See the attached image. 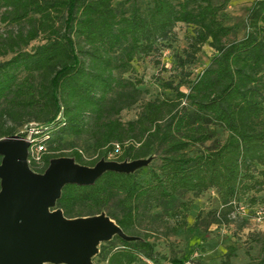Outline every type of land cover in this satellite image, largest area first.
Listing matches in <instances>:
<instances>
[{
	"label": "trees",
	"instance_id": "obj_1",
	"mask_svg": "<svg viewBox=\"0 0 264 264\" xmlns=\"http://www.w3.org/2000/svg\"><path fill=\"white\" fill-rule=\"evenodd\" d=\"M140 1L0 0V140L31 136L44 145L41 164L30 163L39 174L55 158L94 167L101 159L155 156L132 175L107 172L93 186L64 188L57 208L65 217L105 212L138 238L101 245L94 264H186L155 251L147 223L169 216L184 228L188 206L179 199L214 191L221 208L199 213L193 228L229 224L236 208L264 193V0L250 4L242 39L226 26L231 0H147L144 8ZM178 25L192 31L176 56L179 81L163 83L170 94L146 101L143 78L126 75L138 58L172 49ZM205 46L214 54L194 78L191 67ZM142 101L138 118L124 122L122 112ZM253 241L260 256L247 264H264V233ZM233 254L230 247L227 264Z\"/></svg>",
	"mask_w": 264,
	"mask_h": 264
},
{
	"label": "water",
	"instance_id": "obj_2",
	"mask_svg": "<svg viewBox=\"0 0 264 264\" xmlns=\"http://www.w3.org/2000/svg\"><path fill=\"white\" fill-rule=\"evenodd\" d=\"M28 139L0 140V264H94L100 247L127 236L105 212L69 219L57 208L66 186H93L105 173L132 175L155 160L116 162L101 159L94 167L74 158L52 159L44 173L28 162Z\"/></svg>",
	"mask_w": 264,
	"mask_h": 264
},
{
	"label": "rangeland",
	"instance_id": "obj_3",
	"mask_svg": "<svg viewBox=\"0 0 264 264\" xmlns=\"http://www.w3.org/2000/svg\"><path fill=\"white\" fill-rule=\"evenodd\" d=\"M255 0H231L226 9V26L236 30L235 39H242L246 35L244 24L248 15L249 6ZM147 0H141L140 5L146 7ZM2 11L0 10V17ZM4 31L12 29L6 25H1ZM177 41L172 49H165L156 52L147 58H138L134 63L135 73L126 75V78L135 80L143 78L144 83L142 89L147 92L145 100H153L157 97H163L165 94H170L169 91L163 90L162 84L174 80V84L178 83V78H175V68L177 66L176 56L182 54L187 48L191 29L185 25H178L175 29ZM232 38V39H233ZM36 44V43H35ZM213 50L205 46L202 53L198 56L197 62L191 67L192 76L195 78L200 74L210 63L213 56ZM159 63V64H158ZM187 93L186 88L181 89ZM143 101L135 107L122 112L121 119L124 122L136 120L141 111ZM31 131L29 132V134ZM226 138V134L221 130L218 131L217 142L222 143ZM212 143L206 145L210 147ZM68 152V151H67ZM191 155L196 153V148L190 149ZM86 157H95L86 154ZM159 162H155L157 166ZM252 195V194H251ZM250 195V197H251ZM179 203L187 204L188 209L182 215L186 216L187 224L184 228L179 226L183 220H175L167 216L162 221L156 219L155 223H147L153 231H145L152 236L151 242L155 245V251L167 258H188L186 264H227L226 254L230 247L234 248L233 257L230 264H247L257 261L260 256L261 245L253 239L258 234L264 233V217L262 221H258L255 216L256 212L264 210V193L256 195V203L254 205L248 201L250 207L236 208L229 216L230 223L222 225H211L208 229H195L196 216L199 213L207 214L211 211H218L220 207L219 198L216 192L210 191L204 193L200 197L187 195L178 201ZM240 211V213H239ZM154 210L152 215L157 214ZM150 220V222H152ZM174 228H180L174 233ZM116 243L114 246H118ZM152 264V263H149ZM159 264H170L167 261H160Z\"/></svg>",
	"mask_w": 264,
	"mask_h": 264
},
{
	"label": "built area",
	"instance_id": "obj_4",
	"mask_svg": "<svg viewBox=\"0 0 264 264\" xmlns=\"http://www.w3.org/2000/svg\"><path fill=\"white\" fill-rule=\"evenodd\" d=\"M28 140L31 143V147L29 149L28 162H29V164L31 162H34L35 164L39 165V164H41V161H42V154L46 151V149H45L44 145H42V144H34L35 141L32 140L31 136L28 137ZM119 153H120V148L117 146L115 149V152H114V154H112V156H115ZM257 220L259 222L263 220V217L261 214H259V217L257 218Z\"/></svg>",
	"mask_w": 264,
	"mask_h": 264
}]
</instances>
